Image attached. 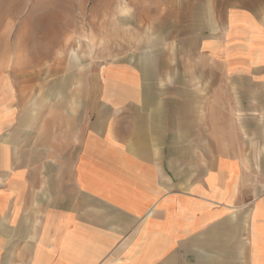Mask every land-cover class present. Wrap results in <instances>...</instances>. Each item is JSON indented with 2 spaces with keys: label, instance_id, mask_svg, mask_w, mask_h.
Instances as JSON below:
<instances>
[{
  "label": "crops",
  "instance_id": "1",
  "mask_svg": "<svg viewBox=\"0 0 264 264\" xmlns=\"http://www.w3.org/2000/svg\"><path fill=\"white\" fill-rule=\"evenodd\" d=\"M231 14L258 36L225 37L215 67L264 131V21ZM100 78L83 108L37 114L0 79V264H264V151L199 161L190 183V110L130 64Z\"/></svg>",
  "mask_w": 264,
  "mask_h": 264
},
{
  "label": "rangeland",
  "instance_id": "2",
  "mask_svg": "<svg viewBox=\"0 0 264 264\" xmlns=\"http://www.w3.org/2000/svg\"><path fill=\"white\" fill-rule=\"evenodd\" d=\"M236 9L264 21V0H0V79L15 78L20 106L37 114L51 100L83 108L86 92L101 90L106 67L132 65L153 91L169 93L176 108L190 110V164H176V170L189 172L191 183L199 161L209 167L219 154L247 159L264 151L262 119L248 122L215 67L225 37L257 39L239 15L229 16L226 29Z\"/></svg>",
  "mask_w": 264,
  "mask_h": 264
}]
</instances>
